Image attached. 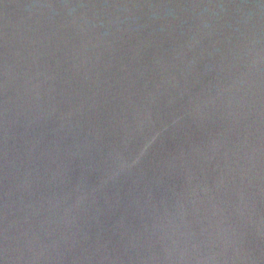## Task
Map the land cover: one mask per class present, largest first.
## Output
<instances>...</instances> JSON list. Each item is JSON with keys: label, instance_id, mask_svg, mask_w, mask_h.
<instances>
[{"label": "water", "instance_id": "95a60500", "mask_svg": "<svg viewBox=\"0 0 264 264\" xmlns=\"http://www.w3.org/2000/svg\"><path fill=\"white\" fill-rule=\"evenodd\" d=\"M0 264H264V0H0Z\"/></svg>", "mask_w": 264, "mask_h": 264}]
</instances>
